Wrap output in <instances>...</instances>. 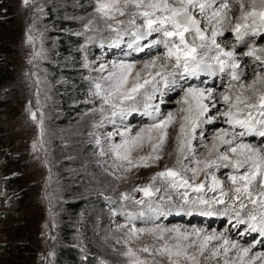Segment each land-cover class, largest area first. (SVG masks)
<instances>
[{"label": "rangeland", "instance_id": "1", "mask_svg": "<svg viewBox=\"0 0 264 264\" xmlns=\"http://www.w3.org/2000/svg\"><path fill=\"white\" fill-rule=\"evenodd\" d=\"M234 6L229 13L232 18L228 24L230 29L236 23L235 17L240 14L239 6ZM96 8L97 0H28L27 5L23 0H0V264H128L129 258L123 253L129 246L134 249L145 244L150 248L154 244L158 246V242L147 232L126 245V234L133 223L137 228L160 225L166 229H177L181 233H193L194 229L201 227H196L194 221L173 224L171 218L164 217L166 208L191 205L203 211L204 207H212L192 201L197 197L208 201L218 197V190L213 191L210 187L211 175L222 179L223 174L219 173L227 167L221 170L212 168L206 181L204 172H201L194 182L205 183L200 192L184 187L172 188L160 178L152 180L155 173L163 171L166 166L175 165V137L179 120L168 128L169 139L159 153L160 159L155 163L149 162L147 167L140 165L125 170L127 162L118 160L111 151L112 144L121 142L119 133L125 128L130 130V135L135 136L137 131L153 120L141 122L133 119L130 123H123L117 116L114 126L107 118L110 114L109 106L104 105L103 113L100 110L102 98L94 94L95 84L102 82V78L113 71L114 62L118 64L124 60L133 63L134 74L143 69L145 61L162 55L165 49L160 44V50H155L156 44L152 45V41L163 37L162 34L152 33L148 43H145V37L143 42H138L142 50L133 51L135 47L129 48V44L135 39L133 33L143 24V19L136 17L133 26L127 14H115V19H108L97 12ZM196 17L201 20L202 29L210 28L203 17L197 13ZM118 20L123 23L117 24ZM125 34L128 42L124 47L120 37H125ZM233 34L228 30L220 37V41L231 42ZM29 35L34 37L31 43L28 42ZM260 35L264 37V32ZM261 37L256 39L251 36L256 43H251L249 37L242 45L243 50L247 49V44L264 46V38ZM186 39L192 42V36L188 34ZM112 41L119 46L117 54L110 52L112 48L108 44ZM100 42H108L105 47L109 48L108 53L105 54ZM217 43L221 44L218 38ZM34 51L40 55L34 56ZM141 51L144 53L141 58L131 55ZM99 53L103 56H99ZM237 58L241 64V58ZM159 63L158 60L157 65ZM171 63H168L169 68ZM257 64L264 67L259 62ZM259 71L264 72L261 69ZM253 73L248 72L243 78L245 84ZM190 85L189 82L179 85L170 96H167L169 91L164 89L167 86L163 82L158 85L159 91L155 92L151 85H146L147 91L142 89L134 102H125L134 107L126 115L136 114L141 106L144 108L145 102H148L147 94H151L155 100L152 104L155 107L151 109L154 110L152 117L157 115V109L162 114L159 116L161 119L169 112L179 115L180 107H186L182 101V88ZM225 85H216L214 90L225 92ZM136 103L141 106L137 107ZM29 107L36 113L35 120L32 119ZM226 107L222 103L218 109L227 110ZM41 113L44 146L40 148L37 143V150L34 151L33 141L38 142L40 139L38 123ZM212 114L215 115V112ZM109 133L114 135L109 137ZM212 134L213 131H206L204 141L201 142L198 130L193 140L197 150L196 159H204L207 153L204 144L211 143L207 137ZM98 138L99 145L96 143ZM245 143L254 145L252 142ZM196 144L202 147L197 149ZM149 151L150 147L145 144L142 150L133 152V164L137 156ZM184 163H190V160L185 159ZM227 170V176L235 174L230 166ZM188 176H191L190 172ZM227 176L222 179L225 191L232 187ZM145 185L151 186L152 195L145 196L141 191H134L137 186ZM256 187L259 189L258 183ZM185 191L189 203H184ZM122 194H128L132 199H122ZM226 198L230 202L229 197ZM140 200L143 203H136ZM213 206L220 207V210L226 207L236 216L233 207L229 209L227 204L214 203ZM157 208L161 211L157 212ZM251 209L250 204L248 210H243L242 216H247ZM129 212L135 214L134 220L125 218ZM160 216L162 219L157 220ZM212 225L210 223L209 229L205 227L206 231L227 230L223 229L224 224ZM175 235V232L165 233V237ZM191 239L199 245L200 241L194 234ZM213 244L221 242L214 241ZM211 246L210 243L203 256L198 255V260L201 264L205 260L207 264H223L224 258L220 255L210 259ZM139 255L141 258L148 256L142 252ZM156 259L160 260L161 257L157 255ZM163 264H167L166 259Z\"/></svg>", "mask_w": 264, "mask_h": 264}, {"label": "snow or ice", "instance_id": "2", "mask_svg": "<svg viewBox=\"0 0 264 264\" xmlns=\"http://www.w3.org/2000/svg\"><path fill=\"white\" fill-rule=\"evenodd\" d=\"M234 2L239 4L240 14L235 17L236 23L231 26V31L235 34L236 44L239 45L245 41V37L258 36L264 32V0H259V4L257 0H250L247 9L243 0H234ZM23 3L27 5L28 0H23ZM231 7L228 0H172V2L169 0H97L96 11L103 17L115 19V14L120 16L127 14L131 17L129 23L133 26H135L136 17L143 19V24L133 33L135 39L129 44V48L135 47L137 51L142 50L138 42L146 36H151L152 33H158L162 34L163 39L158 38L152 43L163 44L165 51L160 56L152 57L151 61H145L143 69L134 74H132L133 63L124 60L119 61L118 64L114 62L113 71L103 77L102 82L95 84L94 94L102 98L100 109L102 113L105 111L104 105L109 106L110 114L107 118L115 126L117 116L123 118L128 112L134 110L133 105L125 102H134L142 89L147 91L146 85H151L155 92L159 91L158 85L161 82L166 86L169 84V77H172L171 83L176 84L178 75L183 79L196 76L199 72L206 71L215 75L217 69L221 73L229 69L230 82L225 85V88L230 90L232 82L238 84L239 91L234 98L228 91L219 93L217 97L213 88L197 85L182 88L184 93L182 101L186 107H180L179 115L169 112L161 119L157 109V116L153 117V122L142 127L135 136L130 135V130L127 128L121 131L119 134L122 140L119 144H112L111 151L118 160L127 162L125 170L140 165L147 167L149 162L155 163L160 159L159 153L163 151L169 139L168 128L179 120V129L175 137L177 144L175 165L166 166L163 171L155 173L152 180L160 178L172 188L184 187L200 192L205 187V183L194 182L201 172H204L206 181L211 175L212 168L230 166L235 174L230 173L227 176L232 185L228 191H225L223 181L211 175L210 187L213 191L218 190V197H213L211 202L197 197L192 203L198 202L209 206L211 203L223 205L227 203L225 197H229L237 221L247 224L248 230L259 232L260 236L264 237V146L257 147L243 140L247 134H255L264 139V73L257 70L254 79L245 84L241 79L243 73L239 71L235 45L232 49H226L217 43V36L223 34L225 23L230 21ZM197 11L210 28H201V20L194 14ZM121 23L123 21H117V24ZM108 27L111 28L112 25L109 24ZM186 34L192 36V42H188ZM33 39L32 35L28 36L29 43ZM33 55L38 56L40 53L34 51ZM241 55L252 57L260 65H264V46L248 45L247 51ZM158 60L159 65H157ZM173 60L174 63H171ZM31 62L30 59L29 63ZM168 63H171V68L168 67ZM103 68L102 65L101 70ZM146 99L151 100L152 95L147 94ZM218 102L227 105V110L218 109L216 107ZM149 107L146 103L145 108ZM28 110L32 119L35 120L36 113L30 107ZM213 111L215 115L212 114ZM221 118L228 128L217 129L210 147L207 144L204 145L207 148L204 159H196L197 150L193 146V140L198 130L199 139L203 142L202 126ZM38 127L40 139L38 142L33 141L34 151L37 150V143L40 148L44 146L42 113ZM237 127L240 131L236 130ZM112 135L114 133L108 134L109 137ZM96 143L100 144L99 138ZM145 144L150 147V151L145 155L137 156L136 163L133 164V152H139ZM221 146L224 148L223 151ZM103 154L102 148L101 155ZM185 159L190 160V163H184ZM241 169L246 170L240 172ZM189 172L191 176H188ZM257 183L259 189L256 187ZM134 191H141L145 196H150L153 190L150 185H145L137 186ZM121 198L132 199L128 194H122ZM245 201L252 205V209L248 211L246 217L241 219L242 212L247 207ZM136 203H143V200ZM184 203H189L187 191L184 193ZM156 211L159 212L161 209L157 208ZM128 218L130 221L134 220L135 214L129 212ZM145 232L153 236L158 246L154 244L150 248L145 244L139 249L129 246L123 253L129 258L128 264H163L165 259L167 264H201L197 257L203 256L212 241H223L222 245L218 244L211 248L213 257L220 255V248L225 254L235 249L238 255H242L247 254L253 247V245L247 247L238 245L236 241H229L222 234L217 236L213 233L200 239L202 230L199 229H194L193 233H181L177 229H166L160 225H154L152 228H137L135 223L126 234L125 244H129ZM166 232H175L176 235L165 237ZM193 234L200 241L198 246L196 240L191 239ZM189 249L193 251L190 252ZM140 252L147 253L148 256L141 258ZM157 255L161 257L160 260L156 259ZM257 255L264 257V253ZM204 264H207V260ZM224 264H229V261L225 259Z\"/></svg>", "mask_w": 264, "mask_h": 264}, {"label": "bare ground", "instance_id": "3", "mask_svg": "<svg viewBox=\"0 0 264 264\" xmlns=\"http://www.w3.org/2000/svg\"><path fill=\"white\" fill-rule=\"evenodd\" d=\"M243 2H244V4H245V7H246V9H247V7L249 6V4H250V0H243ZM228 3L230 4V5H235L234 7H236V6H239V4L238 3H235L234 2V0H228ZM257 4H259V0H257ZM237 9V8H236ZM240 9V8H239ZM238 12V11H237ZM236 12V13H237ZM197 13V15H199V13H198V11L196 12ZM196 13H194L195 15H196ZM235 13V12H234ZM236 15V14H235ZM238 15H239V13H238ZM237 15V16H238ZM233 17V16H232ZM228 24H229V21L228 22H226L225 23V26H224V29H223V34L222 35H224V34H226L227 32H228V30H231L230 29V27L228 26ZM210 32V31H209ZM123 34V33H122ZM222 35H218L217 36V38H218V40H219V42H221V46H223V47H226V49L227 48H229V45H227V42L228 41H226V40H223V41H220V37H222ZM153 36V35H152ZM228 37V36H227ZM224 38V37H223ZM251 38V37H250ZM252 39V38H251ZM254 39V38H253ZM250 40V39H249ZM252 41L253 40H251V43H252ZM253 42H255V41H253ZM259 42V41H258ZM106 43H108V42H100V45L101 46H104V51H105V54L106 53H108L110 50H109V48H112L111 49V54H117L118 53V50H120L119 49V47L116 45V44H114L115 42L114 41H112L111 43H109L108 45H109V48L108 49H106L105 47H106ZM256 43V42H255ZM122 45L125 47V42H123L122 43ZM256 45V44H255ZM236 47V46H235ZM258 47V46H257ZM102 48V47H101ZM114 49H116L117 51H114ZM236 49V48H235ZM236 51V53H237V56L239 57V59L241 58V64H240V66H239V71L240 72H242L243 73V75H242V77H241V79L244 81V77H246V75H247V73L248 72H254L253 73V75L250 77V79L248 80L249 82L254 78V76H255V72L257 71V70H259V69H261L262 71H264V67H262V66H260L259 67V65L257 64V63H255V62H253L252 61V59L251 58H244L241 54H242V52L241 51H239V50H235ZM100 52H102V51H100ZM142 52H139V53H137V54H131V55H136L137 57L136 58H141V56H144V53H142ZM99 56H103V54L102 53H99L98 54ZM131 55H127V56H131ZM257 64V65H256ZM257 67H256V66ZM259 68V69H258ZM262 73H264V72H262ZM226 74H227V76H226ZM203 76V78H199V76ZM217 75V76H216ZM215 76L216 77H218V78H220V77H225V79L226 80H229L228 81V83L230 82V70L229 69H226L225 70V72L224 73H222V75H221V72H219V70L217 69V71H216V73H215V75H212V74H210L209 72H206V71H204V72H199L196 76H191V77H194L192 80H189V78L188 77H186V78H181L179 75L176 77V84H172L171 83V81H172V77H171V79L169 80V82H170V84L169 85H167V87H165L164 89H167L169 92H168V94H167V96H170L172 93H174V90H176L177 89V87L179 86V85H181V84H183V83H188L189 82V84H191V85H197L198 87H205V88H213L214 89V87H216V81L217 80H215V81H213L212 79L213 78H215ZM224 77H223V79H224ZM189 80V81H188ZM213 82V83H212ZM227 83V84H228ZM181 88V87H180ZM215 91V90H214ZM227 91L229 92V94L230 95H232L233 96V98L235 97V94L239 91V87H238V84L236 83V82H232V88L229 90V89H227ZM216 92V91H215ZM217 93V97L219 96V93L218 92H216ZM180 98H181V96H180ZM171 101H173V100H171ZM155 102V100L154 99H151V100H148V102H145V103H147L150 107L149 108H145V106H144V108L141 106V105H139V103H136L135 105H137V107L139 106H141L140 108L141 109H144L145 111H148V113H151V115L154 113V112H152V111H154V110H151L153 107H155V106H153L152 104ZM144 103V102H143ZM142 103V104H143ZM159 103V102H158ZM168 103V102H167ZM222 103L223 102H218L217 103V105H216V107L218 108V106L219 105H222ZM169 104V103H168ZM171 105L173 104V102H171L170 103ZM144 105V104H143ZM227 108V107H226ZM137 110H139V109H137ZM150 115V116H151ZM119 118V117H118ZM133 119H134V121H142V115H140V112H138V113H136L135 115H125L123 118H121V121L123 122V123H127V122H132L133 121ZM222 120H223V118H221V119H218V120H214V121H212L211 123H206V124H204L203 126H202V128H203V131H204V133L207 131L208 133H212V131H213V134L211 135V137H210V135L207 137V139H211L212 140V137H213V135L216 133V131H217V129H219V126H220V128H221V126H223V122H222ZM129 122V123H130ZM214 124H218V126H216V127H214L215 125ZM226 126H227V124H226ZM226 128H228V126L226 127ZM243 140H244V142H249L248 140H246V139H244L243 138ZM239 142V141H238ZM197 143V142H196ZM205 145V144H204ZM207 145L210 147V145H211V143L210 142H208L207 143ZM254 146H257V147H261V144H254ZM200 147H202V146H200V145H198V144H196V148L198 149V148H200ZM221 151H223V146H221ZM228 168V167H227ZM227 168L224 170V172H222V173H219V175H221V174H223V178L222 179H224V178H226V176H227V174H228V170H227ZM213 169H216V170H221V169H224V166H221V167H219V168H213ZM244 170H246V169H241L240 171L241 172H243ZM222 179L220 178L219 180H221L222 181ZM227 199L228 198H226L225 200L227 201ZM212 200L210 199L209 200V202H211ZM245 203L247 204V207H246V209L245 210H248V208H249V205H250V203H248L247 201H245ZM213 204L214 203H211V207L212 208H208V207H204L205 209H203V211H200L198 208H196V207H194V206H180V207H177V208H166V215L164 216V217H168V219L170 218V216H172V215H174L175 213H179V219H175V220H172L173 221V224L175 223V224H181V223H187V222H190V221H194V224H197V226L196 227H201V228H203V230H202V232H203V236H205V235H210V234H213V233H215L217 236H219V235H223L225 238H227L229 241H236L237 243H238V245H241V246H244V247H247L248 245H249V243L248 242H250V240H246V241H242L241 239H240V237H238V236H236V232H240V231H244L245 232V234L246 235H248L249 236V231H247L248 230V226H247V224L246 225H243V224H240L241 226H240V228L239 229H236V228H238V226H239V222L237 221V218H236V216H234L232 213H231V211H229L228 209H225L224 207L220 210V207H216V206H213ZM227 205H228V207H229V209L231 208V207H233V205L231 204V202H228L227 201V203H226ZM226 204H223V205H226ZM180 208H182V209H180ZM196 212H198V213H196ZM230 212V213H229ZM182 213V215L180 216V214ZM193 214V215H192ZM195 214V215H194ZM216 214H220L221 216L222 215H224L225 217H228V219H226V223L225 222H223V223H221V224H224V227H223V229H227V230H224V231H216V230H214V229H210V230H208V231H206V229H205V227L206 228H208V226L210 225V223H213V225H212V227L213 226H215V224L216 223H218L219 221H221L220 219L221 218H216V217H214L213 219H208V217H213L214 215H216ZM196 215H198V216H196ZM203 215V216H202ZM227 215H230V216H232L233 217V219H235V220H232V218H230L229 216H227ZM127 217L128 216H126L125 218L127 219ZM244 217H246V215L245 216H241V219H243ZM229 221H231V222H229ZM233 222V223H232ZM220 224V225H221ZM230 224V225H229ZM201 228H198V229H201ZM209 229V228H208ZM256 236H253V237H251L250 239H253V238H255ZM201 238H203V237H201ZM197 239V238H196ZM194 240V239H193ZM221 242V244H219V245H222L223 244V241H220ZM214 243V241H212L211 242V244H212V246L211 247H216L217 246V244L216 245H214L213 244ZM222 249V248H221ZM222 252H223V249H222ZM233 253V254H232ZM258 253H264V250H263V248H251L250 249V251L247 253V254H242V255H238V253H237V250H235V249H232V250H230L228 253H222V254H220V256H222L224 259L222 260L223 262V264H224V261H225V259H227L228 261H229V264H237V263H241V264H264V257H262V256H259V255H257ZM211 254H212V252H211ZM209 257V256H208ZM253 257H255V259H253ZM211 258H217V256H215V257H213L212 255H210V259Z\"/></svg>", "mask_w": 264, "mask_h": 264}]
</instances>
